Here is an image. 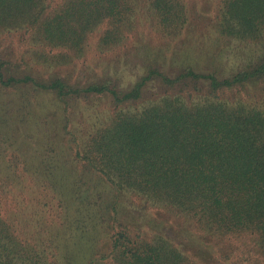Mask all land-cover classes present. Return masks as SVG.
<instances>
[{
	"label": "trees",
	"instance_id": "1",
	"mask_svg": "<svg viewBox=\"0 0 264 264\" xmlns=\"http://www.w3.org/2000/svg\"><path fill=\"white\" fill-rule=\"evenodd\" d=\"M218 6L214 27L219 38L264 39V0H221ZM190 20L189 0H0V86L31 85L60 101L110 96L118 107L100 127L71 139L76 173L70 194L62 182L71 176L57 173L59 163L45 158L38 166L43 171L30 173L37 184L49 187L48 194L54 193L57 219L68 232L88 227L98 211L93 208L98 194L84 185L92 175L116 191L140 194L184 214L207 231L250 232L264 254V101L232 103L217 95L187 101L168 94L141 110L119 108L141 99L155 77L167 88L190 78L208 80L214 93L243 87L264 79V60L226 78L192 68L175 77L152 69L128 90L109 79L81 86L61 75L42 79L9 68L10 60L48 68L77 65L92 47L110 50L137 26L177 37ZM6 36L19 46L9 56L2 48ZM40 198L48 203L50 197ZM12 203L17 205L15 199ZM28 220L0 204V264H97L105 257L113 264H190V257L170 241L134 239L124 228L111 234L109 254L91 249L81 257L74 249L76 233L68 235L57 225L56 231L43 232Z\"/></svg>",
	"mask_w": 264,
	"mask_h": 264
},
{
	"label": "rangeland",
	"instance_id": "2",
	"mask_svg": "<svg viewBox=\"0 0 264 264\" xmlns=\"http://www.w3.org/2000/svg\"><path fill=\"white\" fill-rule=\"evenodd\" d=\"M220 3L221 0H189L191 20L177 37L166 36L153 27L137 26L129 39L110 50L92 47L77 65L48 68L35 65L33 61L26 66L10 60L9 68L14 74L27 73L42 79L61 75L81 86L109 79L120 90L130 89L152 69L173 77L188 68L211 72L219 78L231 77L255 68L264 60V39L245 42L219 38L214 18L219 13ZM4 42L2 48L8 56L19 48L13 36H6ZM167 87L155 77L146 85L141 99L119 108L141 110L152 99L168 94L182 95L187 101L216 95L232 103L241 100L260 104L264 101V79L217 93L205 79L190 78ZM117 108L110 96L90 95L79 100L60 101L54 93L31 85L6 89L0 86V204L9 210H19L21 216L29 217L28 222L33 220L43 232L55 230L57 225L68 235L76 233L73 243L78 247L74 249L75 253L81 252V257L91 249L94 253L109 254L111 234L124 228L134 239L170 241L190 257V264H264V254L252 233L221 235L207 231L184 214L154 204L140 194L116 191L92 175L86 178L84 185L98 194L93 207L98 211L93 214L89 226L77 232L72 228L68 232L60 225L58 202L52 200L54 193L48 194L49 187L37 184L30 173L40 169L38 166L45 158L59 163L61 170L57 173L71 176L62 182L63 190L70 194L74 184L72 175L76 173L71 139L100 127ZM45 152L50 155L46 157ZM78 171L82 172L80 167ZM44 194L50 197L48 203L40 198ZM5 196L11 201L3 198ZM13 199L17 205L12 203ZM81 257L76 260L81 261ZM97 264L113 263L110 257H105Z\"/></svg>",
	"mask_w": 264,
	"mask_h": 264
}]
</instances>
